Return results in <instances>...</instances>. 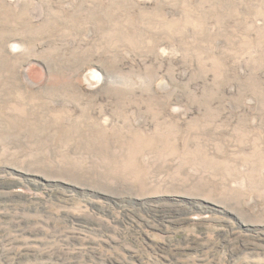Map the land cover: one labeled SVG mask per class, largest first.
I'll return each instance as SVG.
<instances>
[{"label":"rangeland","instance_id":"obj_1","mask_svg":"<svg viewBox=\"0 0 264 264\" xmlns=\"http://www.w3.org/2000/svg\"><path fill=\"white\" fill-rule=\"evenodd\" d=\"M0 264H264V0H0Z\"/></svg>","mask_w":264,"mask_h":264}]
</instances>
